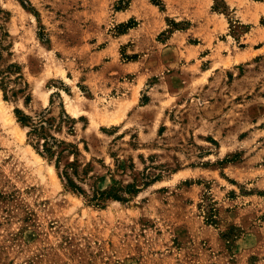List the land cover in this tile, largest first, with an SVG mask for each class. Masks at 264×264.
I'll return each mask as SVG.
<instances>
[{
    "label": "rangeland",
    "instance_id": "rangeland-1",
    "mask_svg": "<svg viewBox=\"0 0 264 264\" xmlns=\"http://www.w3.org/2000/svg\"><path fill=\"white\" fill-rule=\"evenodd\" d=\"M259 26L0 0V264H264Z\"/></svg>",
    "mask_w": 264,
    "mask_h": 264
},
{
    "label": "crops",
    "instance_id": "crops-1",
    "mask_svg": "<svg viewBox=\"0 0 264 264\" xmlns=\"http://www.w3.org/2000/svg\"><path fill=\"white\" fill-rule=\"evenodd\" d=\"M214 0H212L213 2ZM222 3L231 11L232 17L237 23H245L249 25L247 31L248 39L257 34H263L258 29H262V26L256 27V24L260 23L264 18V0H221ZM260 31V32H257ZM260 38L259 40H263ZM204 41V40H202ZM200 40V42L202 43ZM227 42V40H226ZM230 43V42H229Z\"/></svg>",
    "mask_w": 264,
    "mask_h": 264
}]
</instances>
